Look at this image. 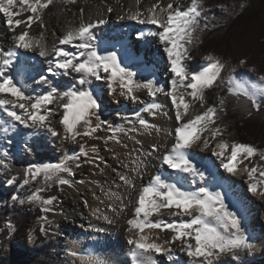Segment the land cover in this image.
<instances>
[{
	"label": "snow or ice",
	"instance_id": "obj_1",
	"mask_svg": "<svg viewBox=\"0 0 264 264\" xmlns=\"http://www.w3.org/2000/svg\"><path fill=\"white\" fill-rule=\"evenodd\" d=\"M67 2H75V0H67ZM16 3L17 0H0V12H3L7 17L9 28H12L13 25L20 26L25 23L30 28L34 20L40 21L42 19L40 13L48 8L53 3V0H19L21 9L32 13V15L27 16L26 21L13 19L14 16L19 15V12L13 11V6ZM202 3L203 0H191L190 6L181 10L179 6L174 8L172 3L162 7L157 2L149 10L148 16V22L158 26L156 35L164 44V51L170 61L173 78L171 80V91L168 94L171 96L172 104L176 109L175 119L182 121L181 125L175 128V143L163 155L162 160L169 167L190 173L194 177H199L200 180L204 179V174L192 164L186 150L201 141V134L204 131L210 130L211 138L215 140L222 135V130L219 127L209 129V125L215 123V107H209L201 114L185 120L190 104L184 98L185 93L177 95V91L180 88L190 89L191 91L186 94L203 102L204 90L211 88L215 84L221 76L222 69L225 67L220 59L213 56H208V66L199 70L189 71L183 63L186 59H191L187 45L192 43L194 33L199 28V17L204 12ZM80 11L83 13L84 9H80ZM107 11L111 12L112 8L109 7ZM139 16L140 13H135L127 18L135 20ZM119 18L124 19L123 16ZM105 23L104 19L90 22L81 20L77 27H70L66 34L59 39L58 43L59 45L74 44L76 48L80 49L78 55L86 57V59L83 62H76V54L66 51L63 47H54L53 52L57 59L48 61L50 65L48 72L55 74L58 70H63L65 75L69 71L80 73L82 74L79 79L80 85H84L87 82L85 76H99L103 72L107 74V79L111 82L110 87L119 85L121 95L127 96L132 100L138 99L133 94L136 88L148 89L151 96L164 91L163 88L156 87L155 82L152 80H148L143 84L134 81V73L122 66L116 52L108 51L101 54L96 50L95 46L90 42L95 40L92 30ZM206 27L207 25H205ZM29 35V31L25 30L15 36L14 48L31 49L39 47V54L47 56L48 52L40 41H29ZM77 40L79 43H75ZM15 58V50L3 52L2 57H0V93H10L18 101H22L17 105L16 101L0 99V107L12 120L28 127L44 128L52 136H57L58 132L47 123L48 117L52 114V110L48 106L57 100L66 99L67 102L61 105L65 111L60 120L66 139H75V137L80 135L92 136L102 125L107 123L96 116L98 122L94 127L92 126L90 117L96 115L99 105L91 91L69 88L67 91L61 92L52 85V82L45 75H41L36 83L48 85L49 90L46 94L35 98L26 96L21 88L14 83L13 78L6 75ZM240 63L243 64L245 61H240ZM259 79L264 81V76ZM227 85L230 94L236 95L238 99L241 95L244 96L246 103H250L251 107L257 111L260 110L262 105L256 91H250L249 87L237 80L235 76H229ZM112 90L115 91V87H112ZM259 91L264 93V87H261ZM223 103L224 101L221 100L220 104L223 105ZM9 104L13 107L18 106L20 109H24L25 115H20L12 110V108L8 107ZM157 107L158 105L156 104H149L146 110ZM181 108L183 111H181ZM42 110L44 114H41ZM153 115H155L154 112ZM249 115H251V112H249ZM136 116L140 125L149 126L144 119L140 118L139 113ZM81 122L85 126L83 132L77 131V126ZM109 130L112 135L108 139H117V133L120 130L112 129L111 126H109ZM203 146L205 148L210 146L208 138L203 139ZM156 147L155 144L152 145L153 150H156ZM258 151L251 144L232 142L229 145V142L225 140H221L212 148L213 154L218 158H222L223 168L233 174L238 171L239 164L254 157ZM83 155L87 156V152H83ZM78 158L66 155L59 163L31 164L24 171L23 184L27 185L29 178L36 180L41 175L49 180L55 178L62 185L69 184L70 181L62 178L61 174L73 175V170L68 166V161ZM261 159L264 160V154H261ZM0 165H3L6 169L9 167L3 159H0ZM244 170L247 171L250 181L248 190L256 194L258 184H264V181L255 180L254 174L257 172L255 166L248 169L245 165ZM260 176L264 177V170L260 171ZM119 179L124 184L134 187L128 176L121 175ZM15 180L16 177L13 176L7 180V183L11 185ZM259 194L264 196V190H261ZM11 199L16 201L18 196L13 195ZM28 199L35 201L40 199V197L34 193ZM52 202V199L42 200L45 205H51ZM20 203H24V201L21 200ZM44 210L50 211L51 209L45 208ZM113 210L115 211V209ZM161 210H168L170 217H188V219L172 220V222L161 219L154 221L152 217L154 214L159 217ZM104 218L107 219V217ZM127 223L133 229H137L138 233H144L145 229L170 230L173 235L170 240L164 241V245L180 241V250L186 252L189 257L197 258L200 264H216V261L222 255L231 254L233 257H237L239 252L252 247L249 237L242 226L241 217L225 204L224 197L219 192L210 191L206 187H198L192 191L184 190L176 184L167 183L160 176L153 177L147 186H143L140 189L135 206V216L129 219ZM29 239L31 240L32 237L30 236ZM128 243L134 245L129 253L132 264H158L152 254L171 253L170 248L155 241L149 242L148 236L143 234H138L137 238H130ZM145 254L148 255L145 256ZM86 261L87 264H100V261L94 257H88Z\"/></svg>",
	"mask_w": 264,
	"mask_h": 264
},
{
	"label": "bare ground",
	"instance_id": "obj_2",
	"mask_svg": "<svg viewBox=\"0 0 264 264\" xmlns=\"http://www.w3.org/2000/svg\"><path fill=\"white\" fill-rule=\"evenodd\" d=\"M157 2L162 7H166L168 3H172L174 8L179 6L181 10H184L189 6L191 0H144L143 3L139 0H130L128 4L120 3L118 11L112 10L111 12H108L107 9L109 7L100 1L99 4L93 5L91 10L77 17L74 21L69 17L66 18L63 14V9L59 6L55 9L56 18L48 27H43L37 34H33L32 25L29 28L26 23L20 26L13 25L12 28H9L7 17L3 12H0V50H2L0 57H2L3 52L9 50L16 51V58L6 72V75L11 76L16 84L25 75L32 74L34 80L28 88H34L35 85L43 86L44 84H38L36 81L39 80L41 75L51 76L53 74L48 72V68L50 67L48 61H55L57 59L53 48L63 47L71 53L79 50L74 44L59 45V39L66 34L68 29L70 27H77L81 20L90 22L104 19L106 21L105 24L99 25L92 30L95 40L90 42L95 44L101 43L103 49L108 50L116 37H128L130 31H134L133 36L135 38H142L145 42L141 45V49L153 54V56L142 60H136L134 66L142 67L146 72L148 80L154 81L156 87L164 89V91L156 93L155 96L144 94L143 99H141L142 101H138L145 109L148 108L149 104L158 105L157 108L146 110L147 115L141 117L149 126L144 127L138 121L134 129L129 130L131 137L129 141L121 142L115 139L112 142L111 145L120 152V158L117 162H113L117 168L115 170L108 168L106 173L103 176L101 175L102 177L92 181V183L90 182L88 192L82 196L84 198L82 202L86 207L84 213L83 209L79 208V206L74 211H71L70 216L72 219H76L74 222H72V219L68 222L70 226L68 227L66 238V245L71 260L74 262L73 264H87L86 258L94 257L100 261V264H132L129 253L134 245L128 243L130 238H137L138 234H143L148 236L149 242L155 241L162 245H164L165 240H170L173 235L170 230L145 229L144 233H138L137 229H133L127 223L129 219L135 216V206L140 189L143 186H147L153 177L160 176L167 183L176 184L185 190H195L197 185H199L200 187L212 188L219 192L224 197L225 204L232 211H238L237 214L241 217V223L246 231V235H248L253 244L254 250L252 251V255L250 256L249 254L247 257L251 260L250 263L264 264V196L259 194L261 190H264V184H258L256 194L250 192L248 190L250 183L248 173L244 170L246 164H239L238 171L235 174L229 173L222 166V158H218L212 152V148L221 140L228 141L229 145L234 140L232 138L220 137L213 140L210 130H206L201 134V141L186 150L192 164L196 168L197 162L200 164L201 170L199 171L204 174L203 180L192 176L190 173L171 168L162 160L163 155L175 143V128L179 127L182 121L175 119L176 109L172 104L171 96L168 94L171 91L173 73H171V65L167 53L164 51V44L156 35L158 26L148 22L149 10ZM135 13H140L138 19L132 20L127 18L129 15ZM27 16H17L13 19L26 21ZM121 16L124 19H120L119 17ZM25 30L30 33L28 37L29 41H40L48 52L47 56L39 54V47L31 49L14 48L15 36ZM75 43H79V41L77 40ZM22 66L29 67V70L21 72L19 69ZM229 76H235L237 80L247 85L250 91H257L260 88V80L247 70L237 69L232 71ZM186 92L187 90L180 88L177 91V95ZM133 94L135 95V93ZM184 98L190 104L185 120L191 119L205 111L203 108L199 109L197 103L190 102L191 100L189 97H186V94ZM0 99L16 101L18 105L17 98L10 93H0ZM8 107L12 108V110L19 108L18 106L13 107L11 104ZM138 107L139 105L135 106V108ZM181 111H183L182 108ZM153 112L155 115H153ZM16 122L8 117L3 108L0 107V141L6 140L14 132V128L20 124L18 122L17 125ZM204 138H208L210 141L208 148L203 146ZM153 144L157 146L156 150H153ZM246 166L248 169L254 167V165ZM121 175L128 176L134 187L124 184L119 179ZM255 180L258 181L257 179ZM104 217H107V219ZM152 219L154 221L161 219L172 222V220L178 221L179 219H188V217H170L168 210H161L159 217L154 214ZM74 228H80L84 231L78 232L76 230L73 232L72 229ZM112 229L118 235L117 243L121 241L125 242L123 251L127 249V254L122 259H119L120 257L118 258L115 255L116 247L114 243H107L104 240L107 237V234L104 233H110ZM164 246L170 248L171 253L152 254L158 264L186 263L185 259L188 256L186 252L180 250V241ZM147 255L145 254V256ZM229 256L235 259L231 254L222 255V259H228L230 258ZM236 258L239 261L242 260L241 262L245 261L240 253H238ZM188 263L190 264L191 261Z\"/></svg>",
	"mask_w": 264,
	"mask_h": 264
},
{
	"label": "rangeland",
	"instance_id": "obj_3",
	"mask_svg": "<svg viewBox=\"0 0 264 264\" xmlns=\"http://www.w3.org/2000/svg\"><path fill=\"white\" fill-rule=\"evenodd\" d=\"M100 1H102L107 7L112 8V10L118 11V5L120 3L128 4L130 0H75V2H67V0H53V3L40 13L42 19L40 21H33L31 28L33 34L40 32L43 27H48L49 24L56 18V7L60 6L63 9V14L66 16V18L69 17L74 21L77 17L86 14L92 9L93 5L99 4ZM139 1L142 3L144 2V0ZM242 2L240 3L241 5L239 8H241L243 4ZM232 3V0H220L214 4L211 9H227L228 7L232 6ZM245 4H247L250 9H255L258 15L255 18H251V21L248 20L249 26H247V28H245L239 34L233 36V38L230 39L228 46L224 45L226 49L232 47V49L228 51L226 50V53L232 55L231 57H229L226 61H223L218 54V50L221 48L213 47L209 50H203V46H201L199 41V35L202 29L200 26L201 24H204L205 19L201 15L199 17V28L194 33L193 41L187 45L189 49L188 54L190 55L191 59H186L183 62L189 71L199 70L203 67H207L209 64V60L207 59L208 56H213L220 59L225 65L221 71L220 78L215 82V84L211 88L204 90L203 102H201L199 99H193L192 97L188 96L186 93L190 92V89H187L185 94L186 97L190 98V102L197 103L199 109L203 108L206 111L209 107H215V123L210 124L209 129L219 127L222 130V135L218 137L227 139L232 138L234 142L239 143H241V141L239 140V136L234 129L233 122L227 118L222 111L224 103L223 105L220 104V101H224V95L228 92L227 80L230 73L237 69L247 70L258 79L261 76H264V74L257 75L252 71V65L255 64L256 56L253 53L255 50L260 49L262 44V42H260V27H264V22L260 19H262L264 16V8L261 7L260 0H247ZM80 9H84L83 13H81ZM13 11L19 12V15L17 16L32 15L30 11L21 9L19 0H17L16 5L13 6ZM17 16H14L13 18H16ZM133 33L134 31H130L128 37H116L117 40H113L108 50H104L101 43L92 44L101 54L108 51L116 52L122 66L134 73V81L139 84H143L148 81L146 72L142 67L134 66V62L136 60H142L146 57L153 56V54L148 51L145 52L144 49H141V45H143L145 42L142 38H135ZM79 52L80 49L74 52V54H76V62H83L86 57L79 56ZM240 61H245V63L242 64ZM27 66H22L19 70L21 72H27L29 70V67ZM81 75L82 74L80 73H75L72 71H69V73L65 75L63 74V70H59V72L47 77L52 82V85L57 87L61 92L67 91L69 88H74L77 90H89L94 94L99 108L96 110V115L90 117L92 126L94 127L98 122L96 116H98L101 121H106L107 123L102 125L101 128H99L92 136L80 135L75 137V139L65 138L63 125L60 123V120L62 119L65 111L61 105L67 101H63L62 99L57 100L55 103L48 106L51 108L52 114L48 117L47 123L58 132L57 136H52L50 132L44 128L28 127L23 124H19V126L14 128V132L10 134L6 140L0 141V159L5 160V163L7 164H9L11 160L24 158L26 155L33 156L35 152L40 150L53 151L54 159L39 164L59 163L66 155L79 157L78 159H72L68 161V166L72 168L74 173L73 175H69L67 173L61 174L62 178L68 179L70 181L69 184L62 185L55 178L49 180L43 175L39 176L36 180H31L29 178V183L27 185H24L23 182L16 183V181H14V183L11 185L8 184L9 188L16 187L21 193L24 194L26 197L24 202L28 200L30 204L39 206L43 210L45 208L51 209L50 211L44 210L46 215L42 220L41 231L45 234V236H50L53 238V241L56 242V249L54 253L49 251L46 255H42L41 258L37 256L34 264L74 263L71 260V256L66 245V238L68 235L67 231L68 227L70 226L68 222L72 219L70 213L71 211H74L77 206L82 208L84 213L86 207L82 202L84 199L82 197L83 194L88 192L89 185L92 183V181L102 177L108 168L115 170L117 167L114 166L113 162H117V160L120 158V152L111 145L115 139H108V137L112 135V132L109 130V126H111L112 129L120 130L117 133V140L121 142L129 141L131 139L129 130L134 129L136 123L138 122L136 114L139 113L140 118L147 115L145 107L142 106V104H139L138 101H142L141 99H143L144 94H149L148 89L136 88L134 93L138 99L132 100L127 96L121 95V89L119 85H113L112 87H115V91H113L112 87L109 86L111 82L107 79V74L103 72H101L99 76H85L87 82L84 85L79 84ZM33 80L34 76L32 74L25 75L23 78H21V81H19L17 86L21 88L26 96H31L33 98L46 94V92L49 90L48 85H35L36 88H28L29 85H32ZM260 82V88L256 91L258 96L261 94L259 90L261 87H264V81ZM20 102L22 101H18V103ZM137 105H139V107L135 108ZM14 111L20 115H25L24 109L18 108L14 109ZM41 114H44L43 110L41 111ZM16 124L18 125V122H16ZM84 130L85 126L83 122H81V124L77 126V131L83 132ZM250 141L255 143L262 142L259 136L252 139L250 138ZM83 152H87V156L83 155ZM262 153L263 151H258L254 157L243 161V163L246 165H254L257 168V172L254 174V177L258 181H264V177L260 176V171L264 170V161L261 159ZM2 169H4V166L0 165V170ZM197 169L201 170L200 164L198 162ZM51 186H57L59 192L54 196V198H52L53 202L51 205H45L42 203V200H46L44 192ZM198 187L200 186L197 185L196 189ZM208 189L210 191L217 192L215 189ZM34 193L39 195L40 199L35 201L29 200L28 198ZM74 221H76V219H72V222ZM36 226L37 225L35 223H32V227ZM71 227L73 226L71 225ZM76 230H78V232L84 231L80 228L72 229L73 232ZM108 231H110V229H108ZM29 233V236L24 237L22 245L23 249H31L32 247L31 244L35 239V233L34 235L32 231ZM104 234H107V237L104 238V240H106L107 243H114L116 247L115 255H117L118 258L120 257L119 259H122L123 256L127 254V249L123 251L125 242L121 241L120 243H117L118 235L115 233L114 229H112L110 233ZM30 236L32 237L31 240L29 239ZM249 242L251 243L252 247L239 252L240 255L244 257V262H241L242 260L239 261L236 257L233 259L229 256L230 258L228 259H222L221 256L216 261V264H251V260L247 257L249 254L250 256L252 255L254 247L250 239ZM185 261V264L190 261L192 264H200L197 258H192L189 256L185 259Z\"/></svg>",
	"mask_w": 264,
	"mask_h": 264
},
{
	"label": "trees",
	"instance_id": "obj_4",
	"mask_svg": "<svg viewBox=\"0 0 264 264\" xmlns=\"http://www.w3.org/2000/svg\"><path fill=\"white\" fill-rule=\"evenodd\" d=\"M220 0H203L202 7L204 12L202 17L204 24L200 27L201 33L199 41L203 50L210 48H221L218 50L223 61H226L231 54L226 53L224 45L228 46L230 39L239 34L247 26L248 20L255 18L258 14L255 9H250L245 2L247 0H232V6L227 9H211L214 4ZM243 1V2H242ZM243 3L241 8L240 3ZM261 7L264 8V0H260ZM261 9V8H260ZM259 9V10H260ZM261 21L264 22V16ZM205 25L207 27L205 28ZM260 42L261 48L255 50V64L252 65L253 73L257 75L264 74V27L261 28ZM261 108L257 111L252 108L250 103H246V98L227 92L224 95L223 113L233 122L234 129L239 136L241 143L255 145L259 151L264 154V93L259 95ZM66 101V99H63ZM251 112V115H249ZM259 136L260 143L250 141V138ZM54 154L51 150H40L33 156L14 159L9 162V167L0 170V264H34L36 257H42L49 251L56 249V242L50 236H45L41 231L42 220L46 212L39 206L24 201L26 197L16 187L9 188L7 180L13 176L16 177V183H22L25 169L31 164H39L45 161L53 160ZM264 161V160H263ZM59 192L57 186H51L45 190L44 196L47 199L54 198ZM18 196V200L13 201L11 197ZM32 223L37 226L32 227ZM35 233V239L32 242L31 249H23L24 237Z\"/></svg>",
	"mask_w": 264,
	"mask_h": 264
}]
</instances>
